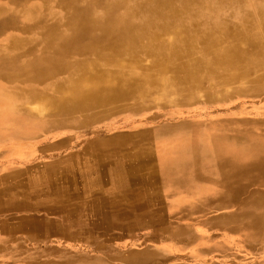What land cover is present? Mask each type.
Returning <instances> with one entry per match:
<instances>
[{"label":"bare ground","instance_id":"1","mask_svg":"<svg viewBox=\"0 0 264 264\" xmlns=\"http://www.w3.org/2000/svg\"><path fill=\"white\" fill-rule=\"evenodd\" d=\"M21 1L10 0L15 6H19ZM63 1L70 2L71 0ZM97 1L104 4V12L96 15L94 9L90 6H85L77 10L74 18L82 20V23H77L75 31L69 36L61 37L56 32H50L51 30H55V27L53 25L50 27L48 24L43 23L46 22V16H42L39 19L37 25L42 26L43 29H47L50 34L46 36L47 43H43V46L36 50L34 54L35 62L33 63V60L28 62L30 64L32 63L29 72L32 75L38 77L48 76L49 68H55V70L65 68L66 58H62L64 52L67 54L71 51H75L76 53H85L89 50L97 51L93 53L95 54V58L80 64L68 78L55 80L51 84L50 93L45 96L41 95L40 98L38 97L40 105L34 107L27 106V108L21 105L20 109H26L28 114L37 116L51 114H62L64 116L67 113H74L75 110H85L88 107H107L109 104L119 100L122 101L129 98L138 100L142 96V93L150 95L154 93L152 89L161 84L162 78H167L175 83V78L180 77L181 74L189 77V80H185L183 83V89H185V86L194 87L197 84H202V76L205 78L207 75L211 76L215 82L219 81L220 83L245 79L246 86H250L257 94L260 92V89L262 90L264 88V42L262 44L261 39L262 36L264 37V9H262L263 20L258 26L257 32L234 33L235 31L233 30V32L230 27L218 25L213 29L214 31L212 30L208 33L206 30L199 29L197 16L200 15L189 14L185 16L180 14L177 8L171 7L169 13L167 11V13L163 12L167 8L162 10V7H164L162 5L167 0H146L156 4L157 13H154V15L142 14L140 17L129 16L123 19L116 15L117 11L123 5L135 0ZM224 1L226 0H190V2H186L185 4L190 7L193 5L197 8L208 9L216 14L219 4H222ZM42 2L45 6V4L50 3V0H43ZM38 4L41 5L40 2ZM137 9H140V7ZM7 19L1 23V31L3 30L5 35L11 30L15 32L11 36L13 39L12 45L8 42L3 45L0 44L1 84L13 79L14 75L18 73V67H16L18 65V58L11 51L20 48V44H22L20 33L32 30L33 27L30 24H26L14 12ZM215 32L221 35L215 36ZM4 39V37L0 38V41ZM40 62L45 64V67L41 66L39 64ZM23 72H27V70L24 69ZM158 73L164 74H160L162 76L159 77ZM182 77L181 75L180 78L182 79ZM145 81H147V89L142 90L141 86L145 84ZM175 86L177 90L182 88L181 85ZM242 89L241 87L237 92H240ZM32 92L36 93L35 91ZM9 95H11L9 92L0 93V106L5 109L4 114L8 117V122L14 118L13 108L10 107V104H7ZM135 104L139 105L140 102ZM46 105L47 107L44 108ZM230 114L233 113L230 112L225 118L227 119L226 126L219 132L206 131L201 128L204 125L200 127L197 124L198 122L194 125L188 122V124L193 126L189 128L185 120H176L172 125L165 122L159 126H152L132 133L138 139L148 133L158 134L157 136H153V141L161 142L165 140L171 147H177L174 153L184 152L183 157H185L186 161H192L194 158L195 160L200 158L201 160L213 158L223 165L229 163L227 165L228 170L226 169L225 172H222L219 177H228L225 185H228L229 192H231L230 201L232 203L236 202L238 199L240 200L243 194H246L242 197V202L239 200L237 202L243 204V207H246L245 211L240 213V210L239 213L232 214V221L238 225L236 230L243 232L245 244L242 246L233 244V247L236 250H240V248L244 250V254H247L246 256L252 259L249 264H264V113H259L262 116L253 117H242L240 116L241 113H238V116L234 114L231 116ZM22 127L20 125L21 130ZM244 140L248 141L249 146L245 162L239 164L230 162L235 156L233 157L229 152L227 155L231 154V156H223L224 153L219 152V149L222 148L223 151L229 150L231 148L230 146L236 145V143H238L237 146L245 143ZM195 146H199L200 148L197 150L195 148L194 150ZM88 148L91 147L88 145ZM116 150L117 148L100 152L98 155L92 154L90 159H86L84 153H81L76 156L77 160H75V163L80 162L83 166L81 164L79 166H69L67 164L66 167H62L60 165L59 173L56 174V179L53 183L46 186L42 191H33L34 194L38 193L39 198H36V201L29 205V209H31L34 215H37L36 212H38L40 217H35L31 222L24 218L23 222H29L40 227L43 225L42 218L46 217L42 216L43 213L44 215H48L45 212L47 207L49 205L53 206V214L57 204L64 203L66 206L77 207L72 209L78 214L79 221L71 224L72 227H76L77 229L78 233H75L76 235L90 239L100 232H104V235L112 236L116 232V228L114 227L115 223L111 222L110 213L104 210L101 215L102 224L97 226L95 212L91 213V208L88 209L87 207L89 206L87 205L90 202V204H95L96 200L104 204V207L107 204L111 205L113 201L109 200L108 196H112L113 193V185L111 182L124 180L129 184L132 183V177L135 174H139L141 179L147 178L144 172L137 170L135 173L133 168L123 169L118 174L117 169L119 166L116 162L119 164V160L128 161L132 157H139V150L136 152L129 149L130 151L126 153L121 152V155H117L118 152ZM162 153L163 151L160 149L158 154L153 152L150 156H154L155 158ZM64 160H67V158ZM104 163L107 164L105 168L102 166ZM49 170L52 171L51 168ZM105 175L106 177L103 178ZM99 183H102L104 188L99 190ZM88 199L90 202H87ZM50 200L53 201L51 202ZM34 205H38L40 208L36 209ZM91 215L93 219L89 220L88 217H91ZM69 220L67 219L65 221L69 222ZM58 222L54 217L51 224L56 227L58 226ZM68 228L70 229V226ZM55 236L62 237L60 235ZM48 238L50 236L45 235L44 239ZM53 251L54 249L50 253ZM229 253H232L234 257H238L237 260H233V264H240L237 262L240 259L238 252L233 250ZM258 256L262 258H256Z\"/></svg>","mask_w":264,"mask_h":264},{"label":"rangeland","instance_id":"2","mask_svg":"<svg viewBox=\"0 0 264 264\" xmlns=\"http://www.w3.org/2000/svg\"><path fill=\"white\" fill-rule=\"evenodd\" d=\"M42 1L43 0H22L19 6H15L10 0H0V31L2 29L1 23L8 20L7 18H9L13 12L26 24L33 26L32 30L20 33L22 44H20V48L11 51L18 58V65H16V67H18V73L14 75L13 79L5 81L6 83H0V93H11L7 104H10V107L13 108L14 117L8 122V117L4 114L5 109L0 106V192L2 193H0V213H4L2 214V219H6L4 220L6 223H16V225L13 226V230L10 229L7 233H4L3 236L5 237L6 243L15 241L14 236L16 232L18 233L19 229L27 230L33 228V224L29 222L33 221L35 217H40L38 212H36L37 215H34L31 209H29V205L36 201V198H39L38 193L34 194L33 191H42L46 186L53 183L56 179V174L59 173L60 165L62 167H66L67 164L69 166H79L81 164L80 162L75 163L77 155L84 153L85 158L90 159L92 154H96L97 147L101 144V141H106L105 146L109 144L112 146V141L118 139L127 144L139 139L154 140L153 136L158 135L156 133L152 134V138L149 136H141L138 139L132 132L144 130L152 126H159L165 122L172 125L176 120L180 121L193 118L203 119L212 111L223 114L205 117L204 121L197 120L198 123H196L200 125V127L204 125L201 128L206 131L219 132L226 126L225 123L227 119L225 118L230 112L238 116L235 112L238 111V113H240L241 111H239V109H245L251 117L262 116V114L259 113H264V88L262 90L260 89V92L257 94L250 86H246L245 79L220 83L219 81L215 82L211 76L207 75L205 78L202 76V84H197L194 87L185 86V89H183L182 85L185 80H189V77L181 74L183 76L182 79L180 78L181 75L180 77L178 76L181 81L175 78V83L167 78H162L161 84L152 89L154 93L146 95L141 92L142 96H140L138 100L134 98L122 101L119 100L109 104L107 107H88L85 110H75L74 113H67V115L64 116L62 114L43 116L28 114L26 109H20L21 105L26 106V108L27 106L34 107L40 105L38 97L40 98L41 95L45 96L49 94L51 84L54 83L55 80L68 78L80 64L95 58V54L93 53L97 51L89 50L85 53L71 51L67 54L64 52L62 58H66L65 68L61 70L49 68L48 76L38 77L32 75L29 73L32 63L30 64L28 62L30 60H33V63L35 62L34 54L36 50L42 47L43 43H47L46 36L50 34L47 29H43L42 26L40 27L37 25L39 19L42 16H46V22L43 23L48 24L50 27L51 25L55 27V30H51L50 32H56L59 36L65 37L71 35L75 31L77 23H82V20L74 18V14L77 10L85 6H90L94 9L96 15L104 12V4L99 3L97 0H71L70 2L50 0V3L45 4V6ZM37 2H40L41 5ZM133 2L135 3L133 4ZM133 2L123 5L121 8L122 10L119 9L116 15L123 19L129 16L140 17L142 14L154 15V13H157L156 4L151 1L135 0ZM186 2H190V0H167L162 5L164 7H161L163 8L162 10L165 8L168 9L163 11L165 13H169L171 7L177 8L179 13L185 16L189 14L200 15L197 16L199 20L197 22L199 29L206 30L208 33L218 25H226L230 27L232 31L234 30V33H247L248 31L257 32L258 26L263 20L262 9H264V0H226L222 4H219L216 14L208 9L197 8L193 5H191V7L187 6L185 4ZM139 7L140 9H137ZM14 32V30H11L5 35V32L2 30L0 32V38L4 37L5 39L0 41V44L3 45L8 42L12 45L13 39L11 36L14 35ZM219 35L221 34L215 32V36ZM145 39L147 40L146 37ZM261 39L263 44L264 37L262 36ZM39 64L45 67V64L42 62ZM20 69H25L27 72H23V70L20 71ZM158 74L160 77L162 76L160 74L164 73ZM146 82L147 81L141 86L142 90L147 89ZM175 85H181L182 88L177 90ZM241 87L243 89L237 92ZM184 96L186 99L183 98ZM197 96L199 97L197 98ZM139 102L143 105L135 104ZM46 107L47 105L44 106V108ZM233 114L230 115L233 116ZM20 125L23 126L22 130L20 129ZM187 125L189 128L193 127L190 124ZM114 134H119V138L116 137L114 139ZM88 145L92 149L88 148ZM133 150L135 149H132V151ZM66 158L67 160H64ZM39 168H41V170H39ZM48 168H51L54 173ZM50 201L52 202L53 200ZM87 202H90L89 199ZM90 203L87 206L91 207V205H93ZM4 207L5 209H3ZM34 207L36 209L40 208L38 205H34ZM72 208L75 209L77 207L58 203L56 210L52 214L53 206L49 205V207H47L45 212L48 215H44L43 213L42 216H46L42 218L43 225L37 227V229H39L38 235L40 238L37 244H41L42 246L47 245V247L44 249L39 248V250L36 249L37 254L40 256L46 254L58 256L73 254L72 257L74 255L78 257L79 255L77 254L85 253L86 250L87 252L95 253L113 252L112 245H90L89 247L84 243H75V245H73L72 240L76 239L82 242L87 240V238L75 234L78 233L77 229L76 227H72L71 224L75 221H79V219L77 217L78 214ZM102 214L103 213H101V215ZM54 217L57 222L59 220L58 226L56 227L51 224ZM24 218L29 222H23ZM67 219H70L69 222L65 221ZM68 226H70V229ZM49 232H53L54 236L60 235L65 237V242L71 239V242L61 243L62 239L59 236H55L56 239H53V241H50L52 238L44 239L45 235H49ZM105 236L109 237L111 235ZM109 241L111 240L109 239L108 242ZM52 242L57 244H47ZM66 244H71L72 249H69L70 246L68 247ZM74 246H79V248L73 249ZM53 249L54 251L50 253ZM234 250L238 252L239 258H241L237 261L238 263L249 264L251 262L252 259H249V257L246 256L247 254H244L242 248H240V250ZM7 251H10V253L16 252L13 243L10 244ZM256 258L262 257L258 256Z\"/></svg>","mask_w":264,"mask_h":264},{"label":"crops","instance_id":"3","mask_svg":"<svg viewBox=\"0 0 264 264\" xmlns=\"http://www.w3.org/2000/svg\"><path fill=\"white\" fill-rule=\"evenodd\" d=\"M239 111H241L240 116H249L247 110L239 109ZM235 113L238 114V111ZM217 114L223 113L212 111L205 117H213ZM204 118L185 121L187 124L189 122L194 125L197 120L204 121ZM152 134L148 133L144 136L149 135L152 138ZM116 137L119 138V134H114L113 138ZM163 141L139 139L127 144L120 140H113L112 146L109 147V145L105 146L104 140L97 147V155L116 148L117 155H121V152L126 153L129 149H135L136 152L139 150V157H132L128 161L119 160V164L116 162L119 166L117 171L120 174L123 169L133 168L135 173L139 170L147 176L141 179L139 174H135L132 177V183L129 184L124 180L111 182L113 193L112 196H108L109 200L113 201L112 204L104 207V204L96 200L95 204L87 207L91 208V213L95 212L97 226L102 224L101 213L104 210L110 213L111 222L115 223L116 228L112 236L106 237L104 232H100L82 242L72 240L73 244L84 243L88 247L112 245L113 252L95 253L86 250L85 253L77 254L78 257L75 255L72 257L73 254L40 256L36 249H44L47 245L37 244L40 239L37 226L33 225V228L27 230L19 229L18 233H15V241L6 243L3 235L8 230H13L16 223H6L0 213V264H233V260H237L238 257H234L229 252L235 249L233 244L241 246L245 244V237L242 231L236 230L238 225L232 221V214L239 213L240 210V213H243L246 207L237 203L239 199L233 203L230 201L231 192L228 185H225L228 177H219L222 172L228 170L229 163L223 165L213 158L205 160L194 158L192 161H186L183 157L184 152L175 154L177 147L173 148L168 145V142ZM244 142L239 144L240 147L236 143L231 145L229 150L223 151L222 148L219 152L224 153L223 156L229 157L231 154L235 156L230 162L238 164L245 162L249 146L248 141L244 140ZM195 148L197 150L200 147L195 146L194 150ZM160 149L163 151L161 155L155 158L150 156L153 152L158 154ZM228 152L231 154L227 155ZM102 166L105 168L107 164L104 163ZM105 177L106 175L103 178ZM102 188L104 185L99 183L98 189ZM245 195L240 197V202ZM88 219H93V216L91 215ZM49 236L52 238L51 241L55 239L53 232H49ZM61 239V243L71 242V239L65 242V237ZM109 239L111 241L108 242ZM12 243L16 249L15 253L7 251ZM47 244L56 245L57 243ZM67 246L72 249L71 244ZM77 248L79 246L73 247V249Z\"/></svg>","mask_w":264,"mask_h":264}]
</instances>
